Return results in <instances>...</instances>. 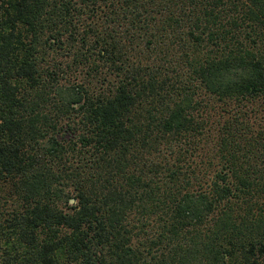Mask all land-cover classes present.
I'll return each mask as SVG.
<instances>
[{
	"label": "trees",
	"instance_id": "1",
	"mask_svg": "<svg viewBox=\"0 0 264 264\" xmlns=\"http://www.w3.org/2000/svg\"><path fill=\"white\" fill-rule=\"evenodd\" d=\"M0 200V264H264V0H0Z\"/></svg>",
	"mask_w": 264,
	"mask_h": 264
},
{
	"label": "rangeland",
	"instance_id": "2",
	"mask_svg": "<svg viewBox=\"0 0 264 264\" xmlns=\"http://www.w3.org/2000/svg\"><path fill=\"white\" fill-rule=\"evenodd\" d=\"M46 64H47V56H46V61L43 62V66H45ZM71 200L68 203L69 205L76 204V201L75 200H73V199H71ZM9 207H10V201L9 202H6L5 200H0V217L3 216L2 213L5 212L7 209H9Z\"/></svg>",
	"mask_w": 264,
	"mask_h": 264
},
{
	"label": "water",
	"instance_id": "3",
	"mask_svg": "<svg viewBox=\"0 0 264 264\" xmlns=\"http://www.w3.org/2000/svg\"><path fill=\"white\" fill-rule=\"evenodd\" d=\"M72 201V200H71Z\"/></svg>",
	"mask_w": 264,
	"mask_h": 264
}]
</instances>
